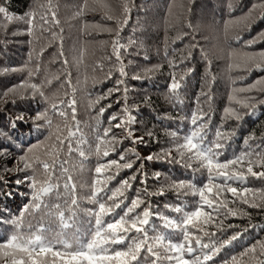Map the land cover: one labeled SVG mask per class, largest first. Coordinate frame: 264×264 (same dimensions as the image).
I'll return each instance as SVG.
<instances>
[{"label":"trees","instance_id":"trees-1","mask_svg":"<svg viewBox=\"0 0 264 264\" xmlns=\"http://www.w3.org/2000/svg\"><path fill=\"white\" fill-rule=\"evenodd\" d=\"M0 6L14 17L8 21L0 14V243L18 231L9 221L30 204L32 179H47L42 164L52 165L56 157L76 168L78 211L68 238L90 240L95 223L89 212L98 210L88 199L95 168L116 161L132 167L111 165L104 174L115 177L108 189L125 180L130 187L120 208L105 220L118 219L138 198L142 203L134 214L146 208L151 213L148 236L163 235L165 245L182 243L179 229L164 228L165 218L180 220L201 207L211 220L189 229L195 250L186 259L264 262V178L246 172L248 159L254 171H264V163H257L264 162V0H0ZM173 78L181 83L175 92L170 91ZM194 114L204 125V142L222 143L220 162L246 157L225 170L244 172V183L214 180L223 191L206 193L215 201L212 208L191 190L170 187L183 181L200 188L209 182L206 171L196 170L197 161L191 167L185 166L187 160L169 162V153L180 159L177 145L193 130ZM69 130L75 133L72 147L79 145L86 158L68 152ZM25 163L32 167L25 169ZM59 169L60 164L50 169L53 182ZM228 186L237 193L228 192ZM111 191L103 194L109 204ZM41 227L58 246L61 229L40 211L27 215L19 231L28 235ZM196 237L209 248L195 247ZM226 240L231 242L221 246ZM205 254L212 259L205 261ZM11 262L12 256L0 250V264Z\"/></svg>","mask_w":264,"mask_h":264},{"label":"snow or ice","instance_id":"snow-or-ice-1","mask_svg":"<svg viewBox=\"0 0 264 264\" xmlns=\"http://www.w3.org/2000/svg\"><path fill=\"white\" fill-rule=\"evenodd\" d=\"M0 14H4V18L8 21H12L14 17L7 13L4 6H0ZM20 19V18H16ZM53 21L55 22V14L53 13ZM29 25L32 24V19H27ZM47 23V21H45ZM31 29H29L30 31ZM118 43V41L116 42ZM183 77H181V80ZM35 88V85L32 86ZM181 87V83L177 82L173 78V82L170 85V91L175 92ZM264 103V101H261ZM75 100L69 102V107L72 108L73 119H75ZM53 107H56L53 105ZM104 109H101L103 113ZM228 111V110H226ZM61 116H65V112L60 113ZM40 117H38L39 119ZM115 119V117H113ZM191 123L194 128L184 137V142L177 145V152L180 159L175 160L168 154L169 162L183 163L187 160L185 166L191 167V161L195 160L199 163L197 171H206L208 174V183H205L203 187L197 188L195 185L181 182H175L170 187L178 192L181 190H191L193 195L198 194L200 201L207 205L209 208L213 207L215 203L214 199L209 198L208 194L213 193V188L217 189V196L223 191L221 184L214 183L217 178H223V183L228 184V181H239L244 183L246 181L245 173L242 171H233L229 173L225 171L230 166L237 164H243L246 160L244 155L237 156L226 162H220L218 156L221 154L219 149L223 147L222 143L215 142L212 145H208L204 142L203 124L197 123V117L193 116ZM121 125H117L120 127ZM109 130H105V136L108 135ZM75 133L71 130L68 132L69 145L68 152H78L79 156L86 158V153L79 148H73L70 142V138ZM218 140L220 133H217ZM60 143L63 145L64 141ZM83 143V141H81ZM97 153L100 151V145H97ZM108 151H104L103 155L107 156ZM124 156H121V160ZM147 160H152L153 157L149 156ZM21 160H25V157H21ZM69 163L68 160L63 162L59 161L56 157L53 159L52 165L47 162L42 164V167L47 174V179L44 181H38L35 178L30 183L32 189L31 202L25 205L24 209L20 212V215L13 220H10L16 231L5 242L0 243V250L3 251L5 256H12L11 264H48L49 256L52 258V264H162L163 261H168L169 264H201L199 257L192 260L186 259L185 254L191 255L195 248L192 244V233L190 228L196 227L198 224H206L211 220V214L205 213L201 210V207H197L194 211L186 212L183 214V218L180 220H172L165 218L164 228L166 229H179L183 236L182 243H173L168 241L165 245L164 241L166 237L163 235H157L154 238L148 236L149 217L151 213L146 208L142 214H134L135 209L142 203L141 200L133 199L131 206L127 207V211L122 216L113 221H107L104 219L106 216H111L115 213V210L120 208L124 197V189L130 187L129 181L122 182L121 187L116 188L114 191L108 189V182L115 179L112 175L105 176V172L110 171L111 165H115L117 168H131V163H125L122 166L116 161L110 162L109 165H98L95 168L97 178H94L91 182V191L88 194V199L94 202L98 206V210L89 212V215L94 217L95 227L91 233L92 238L86 242H81L78 236L68 238L66 230L73 228L76 223V213L78 211V197H77V183L73 173L76 171L75 166L65 167ZM248 166L246 172L251 177L264 178V171L256 172L253 170V161L247 160ZM258 165L264 162H257ZM60 164V175L56 177L53 182L54 171L50 169L55 165ZM32 167L31 164L25 163L24 168ZM99 177H104L102 180ZM135 179V177H132ZM62 182V183H61ZM21 183V181H17ZM61 187L63 191H61ZM106 190L111 191L110 195L106 196V200L111 202H105V196L103 195ZM228 192L237 193V188L228 186ZM251 189L245 188L244 192H250ZM163 195V190L159 193ZM10 195V194H9ZM55 197L58 200H62L63 203H53L49 199ZM244 203H248L244 200ZM222 206L226 207V204ZM252 206H256L253 204ZM40 211L46 217L51 218L53 222L58 224L61 232L57 236L58 246L54 244L51 239L46 236L43 227L35 229L29 232L28 235H23L19 231L27 215L34 214ZM175 212L180 213L182 209L176 207ZM235 214V213H232ZM32 228V225H29ZM207 235V233H205ZM63 235L64 239H59V236ZM215 235V234H213ZM236 239V236L231 238ZM159 243V247L157 246ZM230 240L223 242L221 246L230 243ZM125 245L121 250H117L113 245ZM195 247L206 249L209 248L208 244L202 243L201 239L196 237L194 240ZM10 250V251H9ZM213 253L218 252L219 248H213ZM147 253L145 256L144 253ZM20 254L19 258L15 254ZM203 259L205 261L212 259L208 254H205ZM264 264V262H262Z\"/></svg>","mask_w":264,"mask_h":264}]
</instances>
